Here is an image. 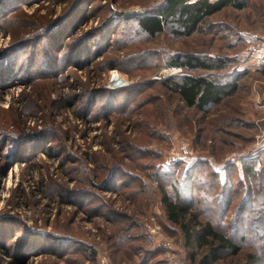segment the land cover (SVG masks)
<instances>
[{
	"label": "rangeland",
	"instance_id": "rangeland-1",
	"mask_svg": "<svg viewBox=\"0 0 264 264\" xmlns=\"http://www.w3.org/2000/svg\"><path fill=\"white\" fill-rule=\"evenodd\" d=\"M162 1L0 0V264H190L160 197L161 186L182 195L183 183L171 187L155 170L197 161L217 171L216 193L228 189L231 198L223 210V198L199 197L200 208L240 245L237 254L219 251L214 264H264L239 232L263 179L244 175L241 163L254 158V170H264V64L238 60L264 41V0L225 7L189 36L163 31L121 47L133 11ZM172 54L224 66L174 69ZM115 74L121 80L109 82ZM186 75L235 87L201 111L160 83ZM128 223L146 252L141 227L159 225L176 258L142 261L137 239L118 242Z\"/></svg>",
	"mask_w": 264,
	"mask_h": 264
},
{
	"label": "trees",
	"instance_id": "trees-1",
	"mask_svg": "<svg viewBox=\"0 0 264 264\" xmlns=\"http://www.w3.org/2000/svg\"><path fill=\"white\" fill-rule=\"evenodd\" d=\"M247 5L248 0H163L154 9L136 15L134 20H128L129 27L123 31L125 42H121L120 45L124 47V44L127 43H136L141 39L154 38L163 31H168L176 37L189 36L198 30L208 17L223 8L232 7L240 10L246 8ZM169 62L187 71L200 69L210 71L221 69L224 66L222 61L200 54H172L169 57ZM160 83L176 94L186 106L201 111L220 102L228 92L227 89L230 87L229 89L233 90L235 87L231 83L220 84L207 76L189 75L166 78ZM255 162L254 158H250L243 160L241 163V171L244 175L252 178L262 177L263 179L262 181L259 180L257 190L250 195V199L248 200L246 197L247 202L251 205L254 201L257 204L249 207L245 205V212L251 209L252 214L247 220L243 215L239 217V223L243 224V227L239 225V232H242L245 245L255 247L260 253L264 254V192L261 190L264 187V170L257 173L254 170ZM207 169L210 171L205 176ZM155 173L159 177L165 178L166 184L171 187L176 183H183L182 195L176 189L169 193L164 186H161L160 197L166 220L181 230L184 246L187 249L191 248V251L187 252L186 255L190 264H214L219 258V251H231L232 254H237L240 251V245L233 241V236H228L213 227L211 209L200 208L202 206L198 203V201L203 203V200L199 197L213 199V195H217L218 199L223 198L225 201L222 208L226 210L225 206L231 200L228 196V189L225 193H216L218 179L221 177L212 166L207 165L205 161H197L184 169L183 165L172 163L165 168L157 167ZM170 180L172 181L169 182ZM240 180L242 179L240 178ZM224 184L220 185L221 188ZM193 200L196 201L193 203ZM217 204V202L213 204L214 208H218ZM196 205L199 206V211L205 215H203L205 218L194 209ZM205 211L209 213L206 214ZM133 226V223H128L124 227L123 232H125L118 236V242L125 245L128 241L137 239L140 242L138 248L142 253V261L149 262L151 258L160 253L144 251L143 245L141 246L143 244L141 238L130 231ZM248 257L251 262H256L259 258L257 254H249ZM158 262L166 264V260L162 258Z\"/></svg>",
	"mask_w": 264,
	"mask_h": 264
},
{
	"label": "built area",
	"instance_id": "built-area-1",
	"mask_svg": "<svg viewBox=\"0 0 264 264\" xmlns=\"http://www.w3.org/2000/svg\"><path fill=\"white\" fill-rule=\"evenodd\" d=\"M136 14H143L142 12L140 13L138 10L133 11ZM264 39V35H262ZM264 42V41H263ZM260 41H256L254 44H252L251 48L249 49V52L244 55L242 58H238L240 62H243L245 64L248 63H262L264 62V49L263 45L264 43ZM171 68H179L182 69L180 66L173 65ZM165 78V76H161L160 74L156 77V79H161ZM119 79L118 74L115 75H110L109 82L110 80L113 79ZM123 81L119 84V86L123 85ZM118 86V85H117ZM118 86V87H119ZM117 88V87H116ZM153 220V219H151ZM159 225H152V224H143V227H141V235L146 238L148 241V248L152 250V252H158L167 259V261H172L176 258V253L173 249V243L165 236L161 234L159 231Z\"/></svg>",
	"mask_w": 264,
	"mask_h": 264
},
{
	"label": "bare ground",
	"instance_id": "bare-ground-1",
	"mask_svg": "<svg viewBox=\"0 0 264 264\" xmlns=\"http://www.w3.org/2000/svg\"><path fill=\"white\" fill-rule=\"evenodd\" d=\"M114 72V71H113ZM114 80V79H113ZM119 82V81H118ZM119 86V85H118ZM118 86H116V87H118ZM116 87H113V88H116Z\"/></svg>",
	"mask_w": 264,
	"mask_h": 264
}]
</instances>
